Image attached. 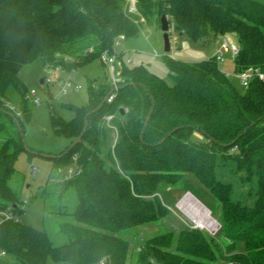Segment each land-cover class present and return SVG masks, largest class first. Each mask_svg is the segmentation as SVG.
<instances>
[{
  "label": "trees",
  "instance_id": "obj_1",
  "mask_svg": "<svg viewBox=\"0 0 264 264\" xmlns=\"http://www.w3.org/2000/svg\"><path fill=\"white\" fill-rule=\"evenodd\" d=\"M134 2L135 10L131 0H0V210L14 215L0 219L5 264H129L130 230L166 219L171 210L163 201L174 205L187 192L220 228L157 234L136 264H264V82L256 78L239 88L215 56L167 58L169 81L144 65L124 64L111 101L96 111L111 87L90 79L88 102L72 107L70 121L51 113L53 128L71 144L87 124L81 140L55 160H75L79 169L61 191L77 198L74 222L61 227L68 242L54 246L46 231L18 217L27 201L21 200L25 179L15 161L23 150L34 154L22 137L31 114L20 79L24 65L39 59L46 69L75 68L101 60L120 36L161 28L165 13L170 26L195 42L236 35V72L264 68V0ZM11 87L22 96L19 116L9 106ZM106 115H113L116 128L107 151Z\"/></svg>",
  "mask_w": 264,
  "mask_h": 264
},
{
  "label": "rangeland",
  "instance_id": "obj_2",
  "mask_svg": "<svg viewBox=\"0 0 264 264\" xmlns=\"http://www.w3.org/2000/svg\"><path fill=\"white\" fill-rule=\"evenodd\" d=\"M171 50L166 53L164 50V33L161 28L145 26L137 37L120 39L114 45L111 55L116 56V71L113 74L107 63L99 58L93 59L75 68L58 67L46 69L41 60L22 67L20 79L23 82V92L30 105V118L23 129L25 146L34 154L23 150L15 161L17 171L24 176L25 187L21 193L23 203L18 217L22 223L46 231L52 244L59 246L68 242V237L61 233V227L65 223L74 222L72 213L77 206L75 193H61L65 180L78 172V165L75 160H65L56 164L55 160L63 154L71 145V139L59 135L52 126L51 113L64 121H70L74 117L72 107H81L87 104L89 99L88 83L90 79L109 85L111 88L118 86L122 81L124 64L144 65L161 78L169 81V68L166 59H175L184 62H198L214 57L220 49L219 39H211L205 43L195 42L186 34H181L174 26L169 30ZM229 37L238 43L236 35L229 34ZM221 39V38H220ZM119 55L122 59H119ZM224 60L218 62L222 72L234 77L235 56L229 52L223 56ZM129 61V62H128ZM41 80H44L41 82ZM70 81L72 86L63 90V84ZM235 84L242 89L240 83ZM74 86H80L75 90ZM35 90L41 102L36 104L30 98L29 93ZM11 99L10 107L20 108L22 101L21 93L14 87L9 89ZM36 98V97H34ZM18 116L20 111H16ZM106 115L104 125L108 128L105 150L113 149L116 140V128L113 121L108 120ZM201 139L200 134L195 135ZM86 142L85 146H88ZM63 152V153H62ZM49 157V158H48ZM110 160L108 161V163ZM72 171V174H70ZM74 178V177H73ZM170 185H165L164 191H168ZM54 191V193H53ZM52 192V195H47ZM178 192H174L177 194ZM190 192L177 197L174 205L163 201L164 205L171 211L164 220L145 224L130 230L132 239L130 244L129 264H136L141 248L153 236L167 231H176L184 226L194 227L196 224L191 217V209L194 203L186 196ZM192 194V193H190ZM48 196V197H47ZM194 196V195H193ZM207 203V200L200 196ZM189 200V201H188ZM186 208V209H185ZM191 208V209H190ZM10 212L6 209L2 212ZM216 224L212 226L199 227L198 229L208 233H216L220 228L217 219L211 214ZM3 264V263H2ZM48 264H63L51 259Z\"/></svg>",
  "mask_w": 264,
  "mask_h": 264
},
{
  "label": "built area",
  "instance_id": "obj_3",
  "mask_svg": "<svg viewBox=\"0 0 264 264\" xmlns=\"http://www.w3.org/2000/svg\"><path fill=\"white\" fill-rule=\"evenodd\" d=\"M131 10H135L134 0H131ZM120 38L123 39V36H120ZM221 39H222V42L220 44V49L215 54V58H216L217 62H222L224 60L223 56L225 53L231 52L236 57L239 54V50H240L239 44L234 43V41L228 35L222 36ZM101 60L104 63H107L109 65L110 70L114 74L116 71V56H114V55L113 56H111V55L107 56L104 54L101 57ZM234 78L237 79L239 81V83L244 87H248L249 84L251 83V81L256 79V78H258L259 80L264 82V68L262 69V68L250 67L246 70L236 72L234 75ZM71 86H72L71 82L68 81L65 84H63V90L66 91V89L70 88ZM73 88L75 90H79L80 86H74ZM29 96L31 99H33V101L36 104H39L41 102V99H40V97L37 96V93L35 90H31L29 93ZM34 97H36V98H34ZM111 99H112V95L110 96L108 101H111ZM107 119L110 120L111 116H108ZM70 174H72V171H70ZM13 217H14V215L11 212L4 211V212L0 213V219H10ZM199 227H204V226H199ZM199 227L196 224V226H194L192 228H199ZM211 234H214V233H211ZM7 259H8V253L5 250L0 249V264H2V263L5 264V261Z\"/></svg>",
  "mask_w": 264,
  "mask_h": 264
},
{
  "label": "water",
  "instance_id": "obj_4",
  "mask_svg": "<svg viewBox=\"0 0 264 264\" xmlns=\"http://www.w3.org/2000/svg\"><path fill=\"white\" fill-rule=\"evenodd\" d=\"M161 29L164 33V50L166 53H168L170 50H171V44H170V35H169V30H170V25H169V22H168V19H167V16L165 13H162L161 15ZM222 42V39H219V44H221ZM44 80H41V82H43ZM117 90L116 87H112L108 93L106 94V96L103 98L101 104L94 110H99L106 102H108L110 96ZM121 113H124L123 110H121ZM11 114V113H10ZM12 115V114H11ZM149 118H150V113L148 114L145 122H144V126H143V130L141 132V135H140V138L142 139V136H143V132H144V129L146 128L147 124H148V121H149ZM18 129H19V132L22 133V129L21 127L18 125ZM87 129V124H85L84 126V129L83 131L80 133V135L74 140V142L70 145L69 148H72L74 145H76L82 138L83 134L85 133ZM22 137H23V133H22ZM23 142H24V138H23ZM24 147L25 149H28L26 146H25V143H24Z\"/></svg>",
  "mask_w": 264,
  "mask_h": 264
},
{
  "label": "bare ground",
  "instance_id": "obj_5",
  "mask_svg": "<svg viewBox=\"0 0 264 264\" xmlns=\"http://www.w3.org/2000/svg\"><path fill=\"white\" fill-rule=\"evenodd\" d=\"M186 198H189L194 203L193 208H190L192 210L191 217L194 223L198 226L214 225L215 227L216 222L214 219H212L209 209L204 206L195 196H193V194L189 193Z\"/></svg>",
  "mask_w": 264,
  "mask_h": 264
},
{
  "label": "crops",
  "instance_id": "obj_6",
  "mask_svg": "<svg viewBox=\"0 0 264 264\" xmlns=\"http://www.w3.org/2000/svg\"><path fill=\"white\" fill-rule=\"evenodd\" d=\"M218 42H219V40H218Z\"/></svg>",
  "mask_w": 264,
  "mask_h": 264
}]
</instances>
